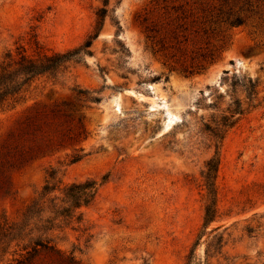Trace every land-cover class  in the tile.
<instances>
[{
  "label": "rangeland",
  "instance_id": "374dc122",
  "mask_svg": "<svg viewBox=\"0 0 264 264\" xmlns=\"http://www.w3.org/2000/svg\"><path fill=\"white\" fill-rule=\"evenodd\" d=\"M106 1L91 53L0 107V264L25 253L40 223L79 264H185L199 234L197 264L219 235L210 264H264V0H0V62L17 47H77ZM228 11L244 23L229 26ZM234 99L244 113L218 130ZM212 157L217 213L203 227ZM86 178L99 187L80 221L32 219L12 238L29 206L51 218L49 198ZM48 180L58 188L41 199Z\"/></svg>",
  "mask_w": 264,
  "mask_h": 264
},
{
  "label": "trees",
  "instance_id": "16d2710c",
  "mask_svg": "<svg viewBox=\"0 0 264 264\" xmlns=\"http://www.w3.org/2000/svg\"><path fill=\"white\" fill-rule=\"evenodd\" d=\"M107 8V1L104 5L98 8L95 12L96 22L93 30L87 35L84 41L77 47L67 49L65 51H41L38 50L34 54H27L24 49L17 47V52L13 55L7 52L0 62V107L9 101H17L21 95V92L25 89L29 83L38 76L50 75L54 76L62 71L66 70L71 63L80 62L85 54L91 53V46L94 39L99 35V31L104 23V19L108 12H111ZM245 21L244 17L239 12L228 11L225 22L229 26H238L243 24ZM119 29V25H117ZM242 85L246 92V97L251 100L256 97L257 91L256 82L248 77L247 81H243ZM78 94H83L90 101H98L97 96H93L89 91L78 90ZM228 115L224 116L221 123L216 125L218 130H226L233 126L239 117L244 113L245 108H242V103L239 99H234L233 107L227 108ZM78 158H74L77 160ZM218 158L212 157L207 160L204 171V180L207 188V201L204 206V222L203 227H206L208 223L215 219L217 213L216 206V189L214 186L213 178L217 170ZM49 177L52 179V175ZM99 183L95 179L86 178L84 180L71 182L62 189V196H52L49 198L51 204V212L53 217H48L43 220V214L45 208L40 205L39 202H34L25 211L24 217L21 224L9 234H12V238H21L20 233L23 228L30 223V220L35 219L36 222L49 223L51 220L60 219L66 223L72 219L80 221L81 212L80 208L89 206L97 193ZM57 184L51 183L50 180L43 186L41 192V199L56 190ZM37 231H41L36 237H29L30 245L24 246L25 253L21 254L18 258L10 264H31L33 260L40 254V252H50L57 255L56 264H79L78 261L74 260L72 256L63 258L62 255L57 251L54 245L50 244L51 239L46 236L42 237V230L45 232L51 227H47V224L40 223L36 226ZM13 232V233H12ZM32 231L27 232L30 235ZM27 236V235H26ZM200 234L193 242L188 253L185 256V264H197L195 257V247L199 243ZM223 246L222 236H214L211 241L206 242L204 249L205 259L204 264H210L209 257L213 254H220Z\"/></svg>",
  "mask_w": 264,
  "mask_h": 264
}]
</instances>
